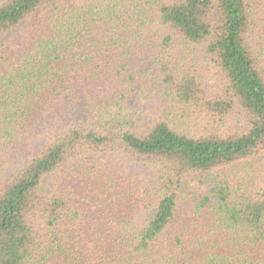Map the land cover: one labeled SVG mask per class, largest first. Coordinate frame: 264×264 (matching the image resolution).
<instances>
[{
  "label": "trees",
  "instance_id": "1",
  "mask_svg": "<svg viewBox=\"0 0 264 264\" xmlns=\"http://www.w3.org/2000/svg\"><path fill=\"white\" fill-rule=\"evenodd\" d=\"M0 264H264V0H0Z\"/></svg>",
  "mask_w": 264,
  "mask_h": 264
}]
</instances>
